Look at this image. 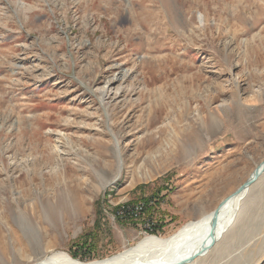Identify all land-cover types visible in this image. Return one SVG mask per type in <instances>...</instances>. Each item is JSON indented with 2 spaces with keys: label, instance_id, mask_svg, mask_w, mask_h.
<instances>
[{
  "label": "rangeland",
  "instance_id": "obj_1",
  "mask_svg": "<svg viewBox=\"0 0 264 264\" xmlns=\"http://www.w3.org/2000/svg\"><path fill=\"white\" fill-rule=\"evenodd\" d=\"M263 159L264 0H0V264L171 236ZM230 228L191 264H264V173Z\"/></svg>",
  "mask_w": 264,
  "mask_h": 264
},
{
  "label": "bare ground",
  "instance_id": "obj_2",
  "mask_svg": "<svg viewBox=\"0 0 264 264\" xmlns=\"http://www.w3.org/2000/svg\"><path fill=\"white\" fill-rule=\"evenodd\" d=\"M109 86L110 82L106 83L103 89L100 90L102 98H104L106 89ZM249 191V189H243L236 193V195H233L231 198V195L226 197V199H224L216 207V209H218L217 218H215L214 213L216 209L211 212L203 214L201 213L202 215L199 217V219L187 222L185 225L179 228L178 231L171 234V236H146L134 246H130L123 252L111 256L110 258L84 263L71 259L66 253L57 252L50 254V256L36 260L33 264L195 263L198 261L197 258L206 253L208 249H210L212 246L214 247L218 245L217 243L223 237V234L231 229L230 227H232V225L235 223L239 215L241 205L246 201ZM79 201L78 208L81 212H83L85 203L81 200ZM68 212H73L75 214L74 207L73 210L67 208V211L64 212L66 216ZM1 242L2 240L0 237V250L4 251V244L2 245Z\"/></svg>",
  "mask_w": 264,
  "mask_h": 264
},
{
  "label": "water",
  "instance_id": "obj_3",
  "mask_svg": "<svg viewBox=\"0 0 264 264\" xmlns=\"http://www.w3.org/2000/svg\"><path fill=\"white\" fill-rule=\"evenodd\" d=\"M257 167L253 170L252 174H250L246 181L241 185L239 186L230 196V198L233 196V195H236V193H238L240 190H246V189H251V187L253 185H255L258 180L260 179L261 175L264 173V159L261 161V163H259L258 165H256ZM218 212V209H216V211L214 212L215 213V218H217V213Z\"/></svg>",
  "mask_w": 264,
  "mask_h": 264
},
{
  "label": "trees",
  "instance_id": "obj_4",
  "mask_svg": "<svg viewBox=\"0 0 264 264\" xmlns=\"http://www.w3.org/2000/svg\"><path fill=\"white\" fill-rule=\"evenodd\" d=\"M95 224H96V226L98 225L97 221H95ZM72 257H73L74 259H76V258H79V259H81V260L84 259V258H82V255H80L79 257L76 256V255H72Z\"/></svg>",
  "mask_w": 264,
  "mask_h": 264
},
{
  "label": "built area",
  "instance_id": "obj_5",
  "mask_svg": "<svg viewBox=\"0 0 264 264\" xmlns=\"http://www.w3.org/2000/svg\"><path fill=\"white\" fill-rule=\"evenodd\" d=\"M138 205H140V204H137V205H135V206H133L131 208H137L138 209Z\"/></svg>",
  "mask_w": 264,
  "mask_h": 264
}]
</instances>
